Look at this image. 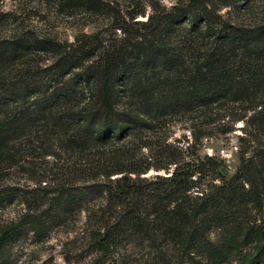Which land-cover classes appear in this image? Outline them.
<instances>
[{
	"label": "trees",
	"instance_id": "trees-1",
	"mask_svg": "<svg viewBox=\"0 0 264 264\" xmlns=\"http://www.w3.org/2000/svg\"><path fill=\"white\" fill-rule=\"evenodd\" d=\"M9 1L15 8L7 11ZM90 2L96 13L107 10ZM30 10L25 0H0V178L26 157L14 141L27 136L35 145L44 137L56 139L69 159H64L52 205L61 215L88 194L78 188V179L95 180L84 188L103 197L94 216L100 213L97 243L107 251L120 238L140 232L149 239L161 236L182 244L187 256L204 249L207 261L197 264H228L236 255L245 264H264V227H248L236 215L250 202L264 205V152L258 166L261 177L246 169L236 185L234 177L227 180L216 167L200 189L202 183L193 177L201 174L202 179V162L198 171L191 170L180 161L184 151L177 149V154L168 144L165 164L155 168L174 169L148 179L142 175L154 166L124 142L131 130L152 125L134 112L117 111L118 87L132 83L136 113L169 116L198 108L210 115L216 106L239 104L255 112L250 122L264 128V21L254 26L229 22L205 1L192 0L186 8L153 14L146 22H116L111 39L106 33L84 34L63 44L31 26ZM186 21L191 22L188 29L182 26ZM42 53L55 55L57 61L44 70L49 75L35 81L39 68L32 56ZM20 65L23 70L14 71ZM71 71L76 73L65 77ZM80 86L93 93L89 101L72 106ZM192 186L202 194L190 196ZM5 198L0 193V205ZM213 226L231 228L220 245L209 239ZM17 228L11 225L1 232L0 247L12 240ZM250 244L255 255L244 253Z\"/></svg>",
	"mask_w": 264,
	"mask_h": 264
},
{
	"label": "rangeland",
	"instance_id": "rangeland-1",
	"mask_svg": "<svg viewBox=\"0 0 264 264\" xmlns=\"http://www.w3.org/2000/svg\"><path fill=\"white\" fill-rule=\"evenodd\" d=\"M25 1L31 5V26L63 44L73 43L77 37L82 39L84 34L106 33V37L111 39L113 34L110 30L116 22L125 20L132 25L146 22L153 14L169 12L175 7L186 8L192 2L94 0L107 8L96 13L90 0ZM203 1L229 22L254 26L264 21V0ZM14 3L7 2L4 9H14ZM190 25L189 21L182 24L187 29ZM6 30L3 27L4 33ZM118 35L123 36L120 31ZM37 54L32 56L39 68L34 80L42 81L49 75L44 70L54 61L56 63L57 57L51 53ZM17 69L23 70V65L17 66L14 71ZM73 73L76 71H71L65 77ZM131 86L132 83H127L121 90L118 87L117 95L120 99L117 100V111L120 114L134 112L152 125L151 128L142 125L138 130H131L124 142L136 150L138 157L149 160L154 166L143 177L153 179L156 175H169L172 172L174 167L171 171H158L155 168L165 164L164 149L168 144L172 145V151L177 154V149L184 151V159L180 161L191 165V170L198 171L199 162H202V179H199L201 174L193 177L194 181L202 183L198 184L200 189L208 184L209 176L214 175L216 167H220L227 180L234 177L236 185H240V178L246 177V169L261 177L258 166L262 165L260 158L264 152V128L250 122L254 111L246 112L239 104H229L216 106L210 115L198 108L169 116H154L151 112L136 113L138 100L133 97L136 92L130 89ZM79 92L73 99L74 103H70L72 106L77 102L89 101L93 90L80 86ZM58 143L56 139L44 137L34 145L27 136L13 143L16 149L22 147L23 157H26L21 164L12 166L4 178H0V193L6 197V201L0 205V235L8 226L18 227L12 240L0 247V264H197L207 261L208 254L204 249L194 250V256H187L182 244L161 236L149 239L140 232H132L120 238L109 251L104 249L103 245L97 243L102 225L97 218L100 213L94 216L102 209L103 197L96 189H85L95 183L92 179H78V188L88 192L86 198L72 204L69 210H63L62 217L58 218L60 211L52 203L59 193L57 189H60L62 181L60 173L66 162L64 159H69V154L60 152ZM47 151L52 154L43 156ZM208 157H212V160ZM188 194L196 197L202 193L198 187L192 186ZM196 200L195 203L198 202ZM236 215L248 227H264V205L258 207L250 202L242 206ZM33 216L36 218L31 220ZM35 225L38 229L34 228ZM230 229L213 226L208 234L209 239L220 245L229 237ZM155 234L160 235L159 231ZM256 251L254 244L244 247L245 254L255 255ZM228 264L245 262L242 255H236Z\"/></svg>",
	"mask_w": 264,
	"mask_h": 264
}]
</instances>
